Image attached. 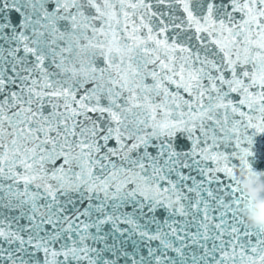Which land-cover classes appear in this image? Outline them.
Listing matches in <instances>:
<instances>
[{"label":"snow or ice","instance_id":"snow-or-ice-1","mask_svg":"<svg viewBox=\"0 0 264 264\" xmlns=\"http://www.w3.org/2000/svg\"><path fill=\"white\" fill-rule=\"evenodd\" d=\"M264 0H0V264H264Z\"/></svg>","mask_w":264,"mask_h":264},{"label":"clouds","instance_id":"clouds-1","mask_svg":"<svg viewBox=\"0 0 264 264\" xmlns=\"http://www.w3.org/2000/svg\"><path fill=\"white\" fill-rule=\"evenodd\" d=\"M241 187L248 197L242 209L247 222L252 226L264 227V174H248L241 181Z\"/></svg>","mask_w":264,"mask_h":264},{"label":"water","instance_id":"water-1","mask_svg":"<svg viewBox=\"0 0 264 264\" xmlns=\"http://www.w3.org/2000/svg\"><path fill=\"white\" fill-rule=\"evenodd\" d=\"M258 167H264V165H258Z\"/></svg>","mask_w":264,"mask_h":264}]
</instances>
